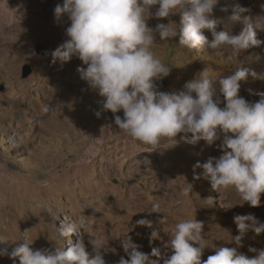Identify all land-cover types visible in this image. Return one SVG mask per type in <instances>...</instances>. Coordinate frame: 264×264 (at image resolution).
Wrapping results in <instances>:
<instances>
[{"label": "rangeland", "instance_id": "374dc122", "mask_svg": "<svg viewBox=\"0 0 264 264\" xmlns=\"http://www.w3.org/2000/svg\"><path fill=\"white\" fill-rule=\"evenodd\" d=\"M7 2L10 8L18 9L20 19L14 22L12 17H3L0 21V239H6L0 243V248L7 249L10 254L24 243L23 240L34 239L30 245L33 249L54 251L58 246L55 240L60 220H79L87 209L97 216L94 229L89 230L91 234L82 232L86 250L92 254L91 239L98 238L104 242L101 251L106 264H119L121 258L128 259L122 240L125 235H131V219L152 221L153 227L144 233L147 246L138 249L150 254L156 247V240L150 243L151 231L157 229L161 232L160 226H163V230L165 228L170 233L181 219L195 218L203 223L201 235L210 246L204 250L210 251L215 237L226 241L228 247H235L230 241L231 236L238 234L233 221L235 215L244 212L252 213L258 219L264 217V197L258 207H251L248 203L228 207L237 202L229 195L213 190L209 180L203 177L202 169L194 167L197 161L203 163L209 158L204 153L210 146L219 147L222 134L221 140L205 145L200 155L191 154L182 147L178 154H173L171 146L162 142L154 156L147 160L146 156L130 151L129 141L132 139L116 127L110 111H101L103 98L97 90L84 80H64L66 69L74 66L77 60L72 57L68 62L57 60L53 63L51 56L67 39V27L59 24L67 18L56 22L54 9L51 12L57 4L62 6L64 0ZM237 6L248 11L240 13V21L232 22L229 17ZM42 7H46L45 13L41 12ZM156 7L153 6L151 11L155 12ZM212 15L222 21L216 31L228 30L237 35L245 27L244 17L264 15V0H218ZM179 19L180 15L176 13L167 18H149L147 23L155 28L157 23L174 24L179 23ZM254 30L261 43L243 50L236 59H230L229 52L219 56L208 49L191 52L178 44V36L161 41L156 34L152 51L157 58L169 63L171 69L166 78L156 82L158 90H180L185 82L205 68L214 77H219L241 67L256 76L249 74L240 82L239 95L249 102L258 101L259 94L264 93V30ZM202 31L209 40L213 38L209 30ZM36 48H46L47 54L37 53ZM27 67L30 72L24 77L23 70ZM217 94L222 101L219 106L223 107V96ZM97 111H101L99 117L95 114ZM98 140L103 141L98 154L84 163V149L95 145ZM79 163L84 164L87 174L74 186L73 175ZM86 177L94 180L92 186L107 184L109 192L103 198L97 197ZM186 182L192 184V192L182 204H176L177 194ZM129 189L139 191L148 206H125ZM117 196L123 197L121 204ZM208 198L212 199V206L199 207L198 200ZM220 199L227 201L228 206L222 207ZM153 203L160 204L162 213L148 212ZM200 209L204 212H199ZM163 215L167 217L165 226L160 223ZM104 223H118L123 228L110 231L105 229ZM76 239L75 233L65 238L63 250L70 246L69 241L75 243ZM243 241L254 248L264 249V242L258 240L252 231ZM253 255L256 253L247 254L250 258ZM0 264H19V258L0 255Z\"/></svg>", "mask_w": 264, "mask_h": 264}, {"label": "clouds", "instance_id": "9594fccd", "mask_svg": "<svg viewBox=\"0 0 264 264\" xmlns=\"http://www.w3.org/2000/svg\"><path fill=\"white\" fill-rule=\"evenodd\" d=\"M218 0H64L63 5L54 8V20L66 17L70 21L65 30L67 39L52 53L53 63L68 62L77 57L85 67H78L80 78L97 90L103 98L101 111L114 114V124L133 141L145 146L148 152L162 146V141L180 140L195 145L204 140L212 145L222 140L219 148L222 154L209 157L194 167L202 169L217 193L234 190L239 203L247 202L251 207L261 204L264 193V93L259 100L249 102L239 95L241 81L247 79L248 69L238 67L231 74L214 77L205 68L194 78L185 82L182 89L172 92L158 90L157 81L170 74L169 63L157 58L152 46L158 38L172 40L178 36V44L192 52L194 49H208L216 55L229 52L230 59L251 46H258L254 29L264 30V15L255 18L244 17L245 27L237 35L228 30L216 31L222 21L214 18L213 8ZM153 6L155 12L151 11ZM0 10L12 18L19 14L18 9L10 8L7 0H2ZM226 10V9H224ZM248 9L237 6L229 17L230 21L241 20L240 13ZM179 13V23H157L155 28L148 26L149 18H167ZM212 34L209 40L202 30ZM230 50V51H229ZM223 96L224 106L220 95ZM123 111V119L115 115ZM101 111L95 114L101 115ZM190 134V135H189ZM102 140L84 149V163L98 154ZM95 148V150H93ZM199 178V177H197ZM192 184H186L177 194L175 203L182 204L192 192ZM211 198L201 199L199 207H210ZM153 213H162L159 203L151 205ZM233 221L238 234L230 241L236 247H216L215 253L202 260L203 251L210 247L201 235L203 223L192 219H181L170 229L169 239L163 247H153L151 253L138 250L131 236L125 235L122 247L128 259L121 258L119 264H264V249L249 247L254 257L237 251L249 231L259 235L264 233V222L254 214L235 215ZM140 226L152 227V221L140 219ZM167 224L165 215L160 219ZM92 224L80 218L60 220L56 232L54 251L33 249L34 239L23 240L10 254L0 248V255L18 257L19 264H106L101 251L104 242L91 239L92 254L86 250L83 233L90 234ZM75 233L76 242L69 241L67 250L62 242ZM160 239L159 230L150 233L152 240ZM6 239H0L3 243ZM151 257H156L152 259Z\"/></svg>", "mask_w": 264, "mask_h": 264}, {"label": "bare ground", "instance_id": "6f19581e", "mask_svg": "<svg viewBox=\"0 0 264 264\" xmlns=\"http://www.w3.org/2000/svg\"><path fill=\"white\" fill-rule=\"evenodd\" d=\"M45 8L46 7H42V9H41V12L43 13L44 12V10H45ZM53 9L54 8H51V12L53 11ZM2 11L3 10H0V21L3 19V17H8V18H10V16L8 15V14H6L5 12L4 13H2ZM45 13V12H44ZM21 15H22V13H21ZM43 17V16H42ZM41 18V17H40ZM20 19V17H16V18H13V21L14 22H18V20ZM30 19V18H29ZM45 19V18H44ZM43 19V20H44ZM4 21V20H3ZM27 22H29V21H27ZM26 23V22H25ZM9 24H11V23H9ZM33 24V23H32ZM60 25H62V26H64V27H68L69 26V24H70V21H68V20H65V21H63V22H60L59 23ZM30 26H32V25H30ZM34 27H36V26H34ZM78 67H85L86 68V65H84L83 63H82V61L81 60H79L78 58H77V60L75 61V65L73 66V65H71V67H69V68H67L66 69V71H65V75H64V80L65 81H74V80H82L81 78H80V74L78 73V71H77V68ZM190 135V134H189ZM176 140H177V143L175 144V145H172L170 148H172V153L173 154H178V152H179V149H180V147H182V149L184 148V150H186V151H188V152H190L191 154H194V155H196V154H198V155H200V154H202L203 152H204V147H205V145L206 146H210V145H208V144H206V143H203L202 142V140H200V141H198L195 145H193V144H189V143H186V142H184V141H182V140H180V135L178 134V136L176 137ZM162 142H166L169 146H170V144H171V142H169V141H162ZM129 147L131 148L130 149V151L132 150V153L134 154L135 153V155H139V156H142V155H144V156H146L147 157V160L148 159H151L153 156H154V154L156 153L155 152V150L154 151H151V152H148V151H146L145 150V146H143V145H141L139 142H136V141H133V140H130L129 141ZM210 150V151H209ZM185 151V152H186ZM205 155L206 154H208L209 155V157H219L221 154H222V152H221V150H220V148L218 147V146H210L209 147V149L204 153ZM134 157V156H133ZM203 157V156H202ZM94 159V158H93ZM140 159V158H139ZM202 160V159H201ZM152 161V160H151ZM145 163V162H144ZM140 165H141V163H139ZM87 165V164H86ZM77 166V168H78V170H77V172L72 176L73 178H74V181L75 182H72V184H74V186L76 185V184H78V182L80 181V180H82L85 176H86V174H87V171L85 170L86 168H84V164L83 163H79V164H77L76 165ZM134 166V165H133ZM143 166H144V164H143ZM140 168V167H139ZM144 170V169H143ZM104 173H106V172H104ZM101 176H103V175H101ZM104 177V176H103ZM86 178H88V177H86ZM85 178V179H86ZM84 181H86V180H84ZM83 181V182H84ZM92 181H94V180H91V178L89 177L88 178V183L92 186ZM100 181H102V180H100ZM105 182V181H104ZM97 183H99V181L97 182ZM80 184V183H79ZM84 184V183H83ZM94 184V183H93ZM44 186H46V185H43V187ZM51 186V185H50ZM78 186V185H77ZM90 186V187H91ZM108 185L107 184H95V185H93L92 186V188H93V190L95 191V193H96V196L97 197H101V198H103L102 196L104 195V194H107V192H109V190H110V188L109 187H107ZM92 190V191H93ZM130 190V189H129ZM224 193V195H229L232 199H234L237 203H239L240 201H239V199H238V196H237V194L235 193V191L234 190H229V191H225V192H222V193H220V194H223ZM123 195V194H122ZM207 196L208 197H210V195H208L207 194ZM228 196V197H229ZM262 197H264V193H262L261 194V198ZM117 198V201H118V203H120L121 204V202L124 200L123 199V197H121L120 198V196H117L116 197ZM205 198H206V196H205ZM122 200V201H121ZM220 200H222V201H220V205L222 206V207H227L228 206V203H227V201H224L223 199H220ZM146 203V202H145ZM144 202H143V200H142V196H141V193L139 192V191H137V190H135V189H131L129 192H128V195H127V200H126V202H125V206H128V207H133V208H138V207H143L142 205L143 204H145ZM247 202H244L242 205H244V204H246ZM86 204V203H85ZM123 204V203H122ZM201 204V200H198V205H200ZM87 206H88V204H86ZM124 205V204H123ZM146 205L147 204H145V207H146ZM241 205V204H240ZM86 206V207H87ZM148 206V205H147ZM149 209V208H148ZM242 210H244V209H242ZM199 212H204V210L203 209H200L199 210ZM135 213V212H134ZM242 215H244V212H243V214ZM95 216H97V215H94V214H91L87 209H84V212L81 214V216H80V218H84V219H86V220H88V221H90L91 222V224H92V226H91V230H93L94 229V224H95V221H96V219H95ZM203 218H204V215H203ZM136 219V220H135ZM135 219H131L130 220V222L132 223V225H131V228H132V230H131V235H129V236H132V238H133V241L134 242H137V244L138 245H140L141 247H140V249L141 248H143V247H146L147 246V244H146V238H145V236H144V233L147 231V229L148 228H150V227H147V226H140V225H138L136 222L138 221V220H140V219H137V218H135ZM145 219V218H144ZM148 220V219H147ZM259 220L261 221V222H264V217L262 216V217H260L259 218ZM105 224V223H104ZM99 225V224H98ZM153 225V224H152ZM222 225H223V223H222ZM102 226V225H101ZM105 229H108V230H113V231H115V230H122V228H123V226H120V224H118V223H110V224H105ZM153 227V226H152ZM103 228V227H102ZM160 228L162 229V231L161 232H159V234H160V239H158V240H156V247H163V245L167 242V240L169 239V234L167 233V232H165V231H168L169 232V230H163V226H160ZM224 228V227H223ZM98 229V228H97ZM104 229V228H103ZM99 232V231H98ZM104 232V231H103ZM121 233H123V232H121ZM91 234V233H90ZM99 234H102V233H99ZM98 234V235H99ZM128 235V234H127ZM256 235V237H257V239L258 240H260V241H263L264 242V233H261V234H259V235H257V234H255ZM96 236V235H95ZM105 242H106V240H105ZM213 245H214V247L212 248V250H210V251H207V250H204L203 252V255H202V257H201V259L202 260H206L207 259V257L209 256V255H213L214 253H215V248L216 247H221V246H224V247H228V244H227V242L226 241H223V240H221L220 238H217V237H215V238H213ZM253 247L251 244H249L248 242H246V241H243V243H242V246L241 247H238L237 248V251L239 252V253H243V254H245L246 256H247V254H253V252H249L248 251V248L249 247ZM235 247H236V245H235ZM149 250V249H148ZM253 256H255V255H253ZM113 259V258H112Z\"/></svg>", "mask_w": 264, "mask_h": 264}, {"label": "water", "instance_id": "95a60500", "mask_svg": "<svg viewBox=\"0 0 264 264\" xmlns=\"http://www.w3.org/2000/svg\"><path fill=\"white\" fill-rule=\"evenodd\" d=\"M36 52L39 53V54H43V55L47 54L46 48H41V50L36 48ZM29 72H30V68L29 67L25 68V70H23V76L24 77L27 76L29 74ZM115 115H119L123 119V111L122 110L117 112ZM110 117L114 119V114L111 113Z\"/></svg>", "mask_w": 264, "mask_h": 264}]
</instances>
